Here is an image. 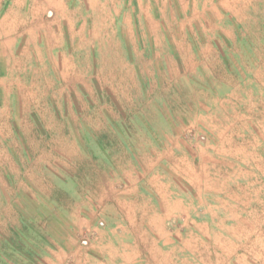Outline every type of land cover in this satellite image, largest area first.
<instances>
[{"label": "rangeland", "instance_id": "rangeland-1", "mask_svg": "<svg viewBox=\"0 0 264 264\" xmlns=\"http://www.w3.org/2000/svg\"><path fill=\"white\" fill-rule=\"evenodd\" d=\"M1 4L0 264H264V0Z\"/></svg>", "mask_w": 264, "mask_h": 264}, {"label": "crops", "instance_id": "crops-1", "mask_svg": "<svg viewBox=\"0 0 264 264\" xmlns=\"http://www.w3.org/2000/svg\"><path fill=\"white\" fill-rule=\"evenodd\" d=\"M2 8V9H1ZM3 13V14H5L6 12H7V10H6V6L5 5H3V4H1V6H0V13ZM80 223L81 224H83L84 225V227H86V228H89V227H91V222H88L87 220H85V219H81V221H80ZM87 223V224H86ZM53 254V252H51V256H53L52 255ZM120 257H122V255H119Z\"/></svg>", "mask_w": 264, "mask_h": 264}]
</instances>
